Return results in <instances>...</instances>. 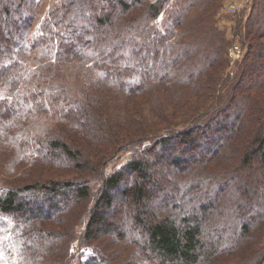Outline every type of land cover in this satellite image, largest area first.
I'll return each instance as SVG.
<instances>
[{"label":"trees","instance_id":"16d2710c","mask_svg":"<svg viewBox=\"0 0 264 264\" xmlns=\"http://www.w3.org/2000/svg\"><path fill=\"white\" fill-rule=\"evenodd\" d=\"M45 1L0 0V264H264V0L233 74L222 0Z\"/></svg>","mask_w":264,"mask_h":264},{"label":"rangeland","instance_id":"374dc122","mask_svg":"<svg viewBox=\"0 0 264 264\" xmlns=\"http://www.w3.org/2000/svg\"><path fill=\"white\" fill-rule=\"evenodd\" d=\"M51 1L54 0H46L45 3H50ZM252 4L253 0H222L221 5L215 13V24L221 29H224L226 35L231 39V46L228 50V57L230 59L229 72L231 74H233L238 61L244 55V46L240 42V35L236 33L237 24L240 22L242 30L244 29V23L252 9ZM123 160H125V155L109 163L107 170H110L114 163L120 164ZM65 175L68 174L64 172L60 174V176ZM5 248H1L0 245V257L4 256Z\"/></svg>","mask_w":264,"mask_h":264}]
</instances>
